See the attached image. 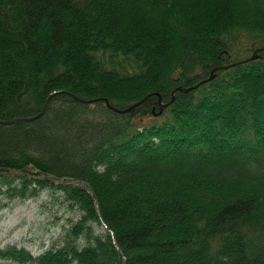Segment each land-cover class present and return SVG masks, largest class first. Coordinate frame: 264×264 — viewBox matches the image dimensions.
Returning a JSON list of instances; mask_svg holds the SVG:
<instances>
[{
	"label": "trees",
	"instance_id": "16d2710c",
	"mask_svg": "<svg viewBox=\"0 0 264 264\" xmlns=\"http://www.w3.org/2000/svg\"><path fill=\"white\" fill-rule=\"evenodd\" d=\"M262 45L264 0H0V119L54 90L119 107L152 93L128 114L59 94L0 123V172L49 176L2 174L0 194L79 215L0 260L264 264V50L174 91Z\"/></svg>",
	"mask_w": 264,
	"mask_h": 264
},
{
	"label": "rangeland",
	"instance_id": "374dc122",
	"mask_svg": "<svg viewBox=\"0 0 264 264\" xmlns=\"http://www.w3.org/2000/svg\"><path fill=\"white\" fill-rule=\"evenodd\" d=\"M78 217V212L69 210L62 200L49 198L46 192L28 199L0 194V247L16 244L40 254L59 241L63 228ZM0 264L15 263L0 260Z\"/></svg>",
	"mask_w": 264,
	"mask_h": 264
},
{
	"label": "bare ground",
	"instance_id": "6f19581e",
	"mask_svg": "<svg viewBox=\"0 0 264 264\" xmlns=\"http://www.w3.org/2000/svg\"><path fill=\"white\" fill-rule=\"evenodd\" d=\"M255 49H256V48H255ZM255 49H254V50H255ZM253 52H254V51H253ZM249 57H250V56H249ZM245 58H247V57H245ZM242 59H244V58H242ZM239 60H241V59H239ZM239 60H236V61H239ZM236 61H233V62H236ZM229 63H232V62H229ZM225 64H228V63H225ZM240 64H241V63H240ZM219 65H224V64H219ZM236 65H239V64H236ZM216 66H217V65H216ZM216 66H215V67H216ZM234 66H235V65H234ZM231 67H232V66H231ZM213 68H214V67H213ZM213 68H212V69H213ZM228 68H229V67H228ZM222 69H226V68H222ZM218 70H220V69L215 70V72H214V74H213V77L215 76V73H216ZM130 71H131V70H130ZM211 71H212V70H211ZM211 71H210L209 75H208L206 78H203V79L199 80L196 84H193V85L188 86V87H183V88H190V87H193V86H194L193 88H190V89L188 90V91H190V90H192V89H195V88L199 87L201 84H203V83H205V82L211 81V80L213 79V77H212L211 79H209V80H206V81L200 83L202 80L208 79V77H209L210 74H211ZM198 83H200V84H198ZM178 87H182V86H178ZM178 87H176V88L174 89V91L179 90V89H177ZM180 91H182V90H180ZM184 92H186V91H184ZM59 94H64L67 98H69V99H68V100H69V101H68L69 103L73 101V102L76 103V104H78V103H80V104H82V103H89V104H91V105H94V103H96L97 101H99V100H103L104 103H105V105L107 106L106 108H107L108 110H110L111 112L116 113V114H128V113H130L131 111H133L136 107H138L139 105H141L142 103L148 101V100L150 99V97L152 96V93H149V94H147V95L141 97V98L138 99L137 101H134L133 103H131V104L125 106V107H119V106L115 105L114 103H112L107 97L85 98V97H82V96H80L79 94H77V93H75V92H73V91H69V90H66V89H62V90H54V91H52V92L48 95V97L46 98V101L44 102L42 108L40 109V111H39L38 113H36V114H34V115H30V116H17V117H13V118H18V117H27V118L35 117V118H33L32 120H17V121H33V120H36V119L40 118L41 116H44L45 113L48 111V109H49V105L52 103L53 98H54L55 96L59 95ZM140 100L142 101L141 104H139V105L133 107V108L130 109V110H127L128 107L132 106V105H133L134 103H136V102H139ZM159 101H160V100H159ZM121 110H123V111H121ZM13 118H8V119H13ZM2 120H3V119H2ZM15 122H16V121H15ZM0 123H3V122L0 121ZM13 123H14V122H13ZM4 124H10V123H4ZM103 168H104V166L101 165L100 167H97V170H98V171H102ZM18 171H21V169L18 170ZM24 171H29L30 173H35V174H36V173H43L44 175L47 174V173H44V172H42V171H40V170H31V169H28V170H27V168H23L22 173H23ZM16 172H17V171H5V172H0V175H2V174H8V173L19 174V173H16ZM53 177H54V176H53ZM52 179H54V178H52ZM54 180H55V179H54ZM60 182H62V181L60 180ZM72 182H73V183H78L76 180H72ZM79 184L82 185V186L86 189V191L89 192V193L92 195L94 201L97 202V197H96V195H95V194H94V193H93V192L87 187V185H86L85 183H83V182H79ZM126 263H127V259H126V257H124V263H123V264H126Z\"/></svg>",
	"mask_w": 264,
	"mask_h": 264
},
{
	"label": "water",
	"instance_id": "95a60500",
	"mask_svg": "<svg viewBox=\"0 0 264 264\" xmlns=\"http://www.w3.org/2000/svg\"><path fill=\"white\" fill-rule=\"evenodd\" d=\"M263 50H264V45L257 47V48L254 50V52L252 53V55H251L250 57H247V58L241 59V60L236 61V62H232V63L224 64V65H217L216 67H214V68L212 69L211 74H210V76L208 77V79L202 80L200 83H202V82H204V81H206V80L211 79V78L213 77V74H214L215 70H217V69H222V68H228V67L234 66V65H236V64L244 63V62H246V61H248V60L254 59V58H256L257 54H258L260 51H263ZM200 83H198V84H200ZM193 87H194V86H193ZM193 87H190V88H193ZM190 88L178 87L177 89L182 90V91H188ZM141 102H142V101L140 100L139 102L134 103L132 106L128 107L127 110H130V109H132L133 107H135V106L141 104ZM121 111H123V110H121ZM33 118H35V117H30V118H27V117H18V118H13V119H3V120L0 119V121L3 122V123H13V122H15V121H17V120H32ZM27 170H28V169H27ZM22 171H23V170H21V171H17L16 173H22ZM44 177L48 178L49 176H48V174H45Z\"/></svg>",
	"mask_w": 264,
	"mask_h": 264
}]
</instances>
